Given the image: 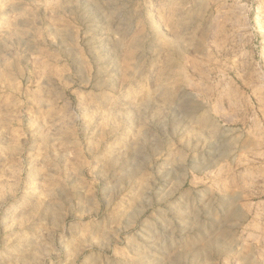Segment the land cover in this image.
<instances>
[{"label":"rangeland","instance_id":"374dc122","mask_svg":"<svg viewBox=\"0 0 264 264\" xmlns=\"http://www.w3.org/2000/svg\"><path fill=\"white\" fill-rule=\"evenodd\" d=\"M0 264H264V0H0Z\"/></svg>","mask_w":264,"mask_h":264}]
</instances>
